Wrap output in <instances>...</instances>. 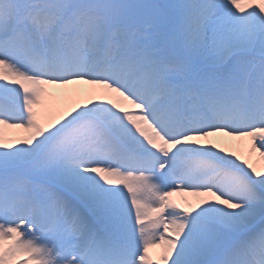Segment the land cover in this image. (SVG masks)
<instances>
[{"label":"snow or ice","instance_id":"1","mask_svg":"<svg viewBox=\"0 0 264 264\" xmlns=\"http://www.w3.org/2000/svg\"><path fill=\"white\" fill-rule=\"evenodd\" d=\"M0 264H264V0H0Z\"/></svg>","mask_w":264,"mask_h":264},{"label":"bare ground","instance_id":"2","mask_svg":"<svg viewBox=\"0 0 264 264\" xmlns=\"http://www.w3.org/2000/svg\"><path fill=\"white\" fill-rule=\"evenodd\" d=\"M174 200H178L179 198L178 197H173Z\"/></svg>","mask_w":264,"mask_h":264}]
</instances>
